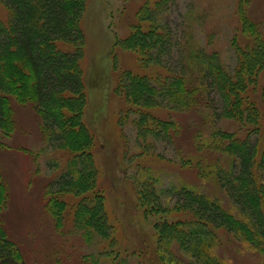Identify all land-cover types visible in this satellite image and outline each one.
Here are the masks:
<instances>
[{
  "label": "rangeland",
  "instance_id": "1",
  "mask_svg": "<svg viewBox=\"0 0 264 264\" xmlns=\"http://www.w3.org/2000/svg\"><path fill=\"white\" fill-rule=\"evenodd\" d=\"M157 1L85 0L80 16L81 117L93 137L91 152L97 168V193L103 199L112 228L110 236L86 242L82 231L70 221L56 227L45 207L46 190L63 170L67 155L46 141L34 106L10 97L13 126L10 130L0 129V181L8 189L2 220L7 238L15 243L25 264H90V256L105 254L106 248L112 249L111 258L116 255L124 264H202L178 243H162V248H168L162 254L157 243L156 223L183 217L174 209L180 202L182 186L200 192L206 199H215L238 216L240 211L221 182L204 171L205 166L211 165L215 166L214 171L219 172L221 166L226 170L227 161L233 159L208 145L212 128L230 132L238 129L233 120L221 117L217 94L209 89L197 104L196 98L192 101L194 106L188 108L174 107L160 99H155L159 105L141 101L143 107H148L139 111L128 107L131 98L125 87L127 79L132 78L129 72L139 73L146 74V78L135 80L156 91V75L165 74L164 70L183 72L195 84L202 71L197 62L214 53L233 73L236 42L254 44V37L240 29L241 16L256 25L255 30L264 42V0H166L165 5L153 7ZM146 6H152L155 20L164 23L170 32L169 42H173L170 55L161 52L157 60L156 39L140 22L144 15H150ZM6 18L7 10L0 2V19ZM257 81L253 98L261 115V147L264 70ZM21 85L19 79L16 88ZM141 111L174 123V129H166L164 136L156 135L157 130L149 121L147 129L154 131L146 132L144 125L137 123ZM74 135L81 134L77 130ZM197 161H201L199 167ZM151 202L158 213L150 211ZM206 229L212 232L210 252L217 260L225 264H264V255L237 234L210 226Z\"/></svg>",
  "mask_w": 264,
  "mask_h": 264
},
{
  "label": "trees",
  "instance_id": "2",
  "mask_svg": "<svg viewBox=\"0 0 264 264\" xmlns=\"http://www.w3.org/2000/svg\"><path fill=\"white\" fill-rule=\"evenodd\" d=\"M0 2L7 10L5 21L0 19V129L10 130L13 126L10 122V97L34 106L46 141L67 155L63 170L46 190L45 207L48 213L57 228L70 221L72 226L82 231L86 242L94 238L105 239L111 235L112 228L107 222L103 199L97 193V168L91 152L93 137L81 117L83 84L80 77V45L83 35L79 22L85 0ZM155 3L152 6L158 8L160 4L165 5L166 0ZM151 7H145L150 15H144L146 20L142 17L140 22L148 27L146 32L156 39L154 49L157 48V60L161 52L170 55L173 42H169L170 32L164 23L155 20ZM239 23L243 32L254 37V44L248 46L236 42L237 63L233 73L228 72L226 65L214 53L207 58L201 57L197 62L202 71L195 84L183 72L164 70L165 74L159 73L157 80H153L158 88L156 91L148 84L135 80L137 77L146 78V74L139 73L129 72L132 78L127 79L128 87H125L131 98L127 101L128 107L139 111L148 107H143L141 101L159 105L155 99L170 102L174 107L188 108L197 104L201 95L211 89L219 98L221 117L233 120L238 126L234 132L218 127L210 130L208 145L216 147L215 150L221 149V153L233 159L227 161L229 167L226 170L221 166L219 172L214 171L215 166L212 165L205 166L204 170L208 176H214L221 182L222 189L239 209L238 216L221 207L215 199H206L200 192L182 186L179 189L180 202L174 209L183 217L173 222L156 223L161 254L168 249L162 248V243L175 242L202 264H225L210 252V237L213 235L206 226L237 234L264 255V150L257 158L264 145L259 147L262 123L253 98V92L258 87L257 78L259 80L264 70V42L255 30L256 25L246 16H241ZM70 45L73 49L65 48ZM140 56L145 58L142 54ZM19 79L22 88L17 89ZM138 113L141 118L137 123L144 125L142 127L146 128V132L152 130L147 129L149 121L154 124L156 135L164 136L166 129H174L172 122L155 118L147 112ZM77 130L81 135H74ZM200 162L197 161L196 166L199 167ZM7 201L8 189L0 181V264H25L21 252L7 238L3 226L2 211ZM150 209L151 212H159L152 202ZM106 249L105 254L90 256L89 263H125L118 261L116 255L111 258L112 249Z\"/></svg>",
  "mask_w": 264,
  "mask_h": 264
}]
</instances>
